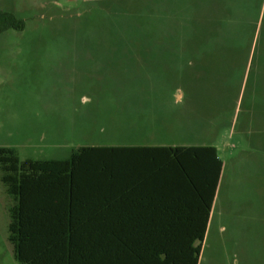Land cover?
I'll return each instance as SVG.
<instances>
[{
    "label": "rangeland",
    "instance_id": "374dc122",
    "mask_svg": "<svg viewBox=\"0 0 264 264\" xmlns=\"http://www.w3.org/2000/svg\"><path fill=\"white\" fill-rule=\"evenodd\" d=\"M0 147L21 161L82 147L218 148L200 264H264V0H0ZM1 181L0 264L9 240Z\"/></svg>",
    "mask_w": 264,
    "mask_h": 264
},
{
    "label": "trees",
    "instance_id": "16d2710c",
    "mask_svg": "<svg viewBox=\"0 0 264 264\" xmlns=\"http://www.w3.org/2000/svg\"><path fill=\"white\" fill-rule=\"evenodd\" d=\"M23 28L0 11V35ZM0 169L22 264H199L224 162L214 146L82 147L45 161L0 147Z\"/></svg>",
    "mask_w": 264,
    "mask_h": 264
},
{
    "label": "crops",
    "instance_id": "0c3cea01",
    "mask_svg": "<svg viewBox=\"0 0 264 264\" xmlns=\"http://www.w3.org/2000/svg\"><path fill=\"white\" fill-rule=\"evenodd\" d=\"M196 146H210V145H196ZM195 145L194 146H184V145H177V146H147V145H129V146H117V147H125V148H129V149H134V150H137L139 148H161V147H196ZM218 150V148H217ZM130 154H133V156H141V154H143L141 151H133L131 152ZM218 154H219V150H218ZM220 156V154H219ZM221 158V156H220ZM222 159V158H221ZM224 168H225V164H224ZM223 173H224V169H223ZM223 173H222V177H223ZM222 177H221V181H222ZM221 184V182H220ZM219 188H220V185H219ZM219 191V189H218ZM215 205V203H214ZM138 211H140V209L138 208L137 209ZM212 216H213V212L211 214V217H210V222H209V226H208V231H207V235H208V232H209V229H210V224H211V221H212ZM206 235V237H207ZM206 240V239H205ZM204 245V243H203ZM202 252H203V248H202ZM202 254V253H201ZM200 264V262H199Z\"/></svg>",
    "mask_w": 264,
    "mask_h": 264
}]
</instances>
